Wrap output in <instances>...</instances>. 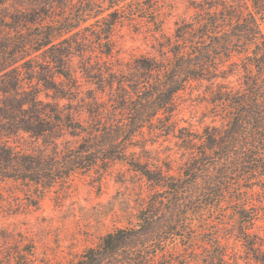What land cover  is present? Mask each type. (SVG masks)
<instances>
[{
	"label": "trees",
	"instance_id": "obj_1",
	"mask_svg": "<svg viewBox=\"0 0 264 264\" xmlns=\"http://www.w3.org/2000/svg\"><path fill=\"white\" fill-rule=\"evenodd\" d=\"M187 1L194 12L167 33L169 0H0V182L38 207L122 162L150 187L136 225L70 264H240L230 237L264 264V0ZM125 24L156 52L121 60ZM195 83L212 116L202 131L174 120ZM147 132L178 138L177 173L151 155ZM1 235L0 264H54Z\"/></svg>",
	"mask_w": 264,
	"mask_h": 264
},
{
	"label": "rangeland",
	"instance_id": "obj_2",
	"mask_svg": "<svg viewBox=\"0 0 264 264\" xmlns=\"http://www.w3.org/2000/svg\"><path fill=\"white\" fill-rule=\"evenodd\" d=\"M169 1L173 8L165 30L172 33L176 20L190 16L194 8L187 0ZM115 39L121 60L156 52L154 37L130 24L120 26ZM194 85L193 90L189 88L177 98L174 120L177 127L202 131L212 122V116L208 103L203 100L205 86ZM146 138L149 139L151 155L162 165L172 159V173H177L183 153L178 138L173 135L152 136L148 132ZM16 186L14 182H0V241H3L1 232L7 230L20 239L18 245L24 252L31 248L39 259L54 264L77 261L88 248L100 245L108 232L117 227L136 225L137 213L150 194L149 185L122 162L113 163L101 179L94 171L76 175L68 187L48 191L38 207L28 205V200L17 192ZM224 205L228 210L227 219L231 221L235 217L234 209L226 202ZM206 212L210 216L217 213ZM225 242L231 251L241 255L240 264H253L244 257L245 249L235 237Z\"/></svg>",
	"mask_w": 264,
	"mask_h": 264
}]
</instances>
